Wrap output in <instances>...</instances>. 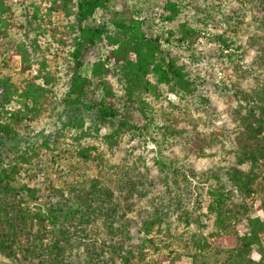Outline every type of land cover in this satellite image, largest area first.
<instances>
[{
	"label": "trees",
	"instance_id": "1",
	"mask_svg": "<svg viewBox=\"0 0 264 264\" xmlns=\"http://www.w3.org/2000/svg\"><path fill=\"white\" fill-rule=\"evenodd\" d=\"M43 1L47 2L44 11L41 0L24 5L17 24L12 20L11 0H0V38L9 37L7 48L20 59L18 79L0 74V256L9 264H134L129 248L134 240L141 241L136 247L156 242L146 235L155 226L161 229L171 209L152 207L139 221L127 218L132 203L129 186L136 181L129 176L124 179L125 172L120 171L112 177L111 187L104 173V153L94 144L76 146L73 154L82 170L75 179L61 181V186L49 178L42 186L19 183L17 178L21 170L28 172L32 166L47 172L41 146L27 138L31 126L50 113L68 118L62 127L72 124L76 139L85 134L82 111H86L93 115L96 132L107 130L104 138L112 146L136 134L159 147L149 128H157L162 89L166 86L181 98L196 95L201 77L188 71L184 59L199 60L196 42L203 38L205 44L213 43L218 55L230 60L237 78L227 88L237 102L231 112L233 159L202 179L203 183L214 181L207 185V198L198 193L194 202L187 197V202L173 205L185 225L205 228V219L212 216L224 233L213 245L199 233L188 238L182 233L177 238L191 264H264V219L250 213L252 208L264 212V34L242 42L235 31L231 36L208 35L188 22L171 25L196 0H162L160 9L153 8L149 0H135L132 7L120 10L113 0ZM239 1L250 9L261 6L264 10V0ZM97 9L110 14L98 25L92 21ZM47 35L55 44L42 45ZM255 44L258 52L244 67L243 59ZM97 46L104 47L105 54H94ZM86 65L87 74L83 73ZM61 70L64 89L58 93ZM245 77L252 84L241 82ZM164 132L171 135L174 131L166 126ZM60 135L56 133L53 140L44 136L41 143L53 164ZM10 140L18 144L8 146ZM10 152L15 156L12 160ZM89 162L95 164L97 175L87 172ZM157 164L165 167L162 161ZM124 189L127 194L121 198ZM252 195L256 196L247 203L245 198ZM234 196L241 200L236 202ZM100 217L105 228H112V240L96 246L92 234H98V227L88 229L87 224ZM242 218L245 223L240 231L236 223ZM253 250L257 259L251 255ZM138 256H143L140 249ZM164 261L175 264L169 254L140 264ZM0 264L7 263L0 260Z\"/></svg>",
	"mask_w": 264,
	"mask_h": 264
},
{
	"label": "rangeland",
	"instance_id": "2",
	"mask_svg": "<svg viewBox=\"0 0 264 264\" xmlns=\"http://www.w3.org/2000/svg\"><path fill=\"white\" fill-rule=\"evenodd\" d=\"M23 1V2H22ZM31 0H11L14 7V17L12 20L17 24L20 23L24 14V5H28ZM115 9L120 10L125 6L132 7L135 0H113ZM145 1V0H144ZM153 8L160 9L162 0H149ZM139 5L143 2L136 1ZM38 3V0H37ZM41 10L44 11L47 2L41 0ZM109 13L103 9H97L93 16V24H101L109 17ZM57 20V19H55ZM181 22H188L197 26L199 30H203L208 35L223 34L225 36L233 35L236 32L237 38L246 42L255 35L264 34V10L261 6L248 8L239 0H196L193 8L184 10L171 25L176 26ZM12 34L13 31H12ZM9 37L0 38V74H10L14 79L19 78L20 59L15 54H11L8 47ZM42 45L46 46L48 42H55L47 35L42 40ZM196 47L200 51L198 61L184 59L187 63V69L192 75L201 77L197 85V93L192 97L181 98L169 92L167 87H163L164 98L161 102V107L156 113L157 128H149L159 143L145 141L138 135H126L123 141L115 146L110 145L104 138L107 133L106 129L95 131L96 122L93 115L89 112L82 111L85 130L84 136L76 139L75 131L72 124L67 125L66 129L62 127L65 120L68 118L64 115L50 113L46 114L39 121L31 126L29 138L34 141L36 146H41V161L47 162V172L34 169L33 166L28 172L21 170L18 174L17 181L26 182L30 186H42L47 178L53 181L56 186H61V181H71L76 178L82 170L81 164L76 161L73 154L78 144L91 143L104 153L106 159L105 176L111 181L112 177L120 171L125 172L124 179L131 177V181H136L135 186H129L131 201L130 208L126 210V216L129 219L139 221L141 214L152 207H165L171 209L170 217L167 221L162 222L161 229L156 230V226L152 232L146 235V238H154V244L137 246L139 239H135L129 247L132 249L133 257L131 262L140 264L141 261L151 259L159 254H169L173 257L175 264H191L190 255L182 252L178 236L182 233L183 237L188 238L192 233H199L207 237L211 245L214 244L218 236L224 233V230L215 226L214 217L206 218L207 227L199 229L193 223L185 225L178 216V210H174L175 201L187 202V197L190 202L198 193L207 198L206 189L208 184H213L210 179L207 183H203L202 179L209 171L214 172L218 166L231 161L233 159V137H234V122L231 112L237 106L231 93L227 90L230 87L231 81H236L230 60L226 57L218 55L215 51L213 43L205 44L203 38L196 42ZM230 50H227L229 52ZM257 50V44L249 49L243 59V66L249 61L252 62ZM94 54H105V48L97 46ZM48 59L52 64V58L48 54ZM95 56H92L94 58ZM59 65V63H58ZM57 65V66H58ZM89 67L86 65L83 68V73H88ZM63 70L59 72V76ZM57 82L58 93H62L64 89V77ZM251 78L245 77L241 82L252 84ZM69 126V127H68ZM167 128L173 129V134L168 135L164 131ZM165 127V128H164ZM91 128V129H88ZM87 130V131H86ZM61 133L56 142L57 162L54 164L47 159L48 153L43 150L42 140L48 138L55 139L56 133ZM264 139V137H263ZM17 143L16 140L7 142L8 146ZM18 144V143H17ZM22 146L24 144H21ZM42 151V152H41ZM14 153H9V159H13ZM162 161L165 167L157 164ZM170 163L172 165H170ZM87 172L90 175H97L95 164L89 162ZM219 170V169H218ZM138 176L139 178H137ZM127 179V178H126ZM225 181V178L223 177ZM109 184V183H108ZM120 197L127 194V189H124ZM256 195H252L246 199L250 203V199ZM234 200L239 202L240 196H234ZM258 201V199H256ZM255 201V202H256ZM42 204V203H41ZM251 215H258L264 219V212L251 209ZM232 223V221H231ZM245 220L236 223L238 230L243 231ZM98 227V234L95 242L98 246L102 241L108 243L112 240V228H105L103 218H96L87 224L88 229L92 226ZM116 237V236H115ZM114 237V238H115ZM141 242V241H140ZM142 252L141 257L138 256V250ZM82 252V248L78 252ZM252 257L257 259L258 254L253 250ZM0 260L9 264V261L0 256ZM162 264H169L164 261Z\"/></svg>",
	"mask_w": 264,
	"mask_h": 264
}]
</instances>
